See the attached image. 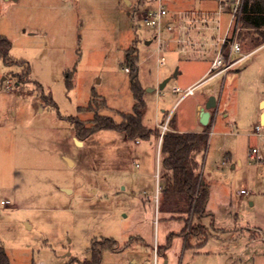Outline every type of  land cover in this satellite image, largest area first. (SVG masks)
<instances>
[{"label":"rangeland","instance_id":"1","mask_svg":"<svg viewBox=\"0 0 264 264\" xmlns=\"http://www.w3.org/2000/svg\"><path fill=\"white\" fill-rule=\"evenodd\" d=\"M128 1L0 0V35L12 42L11 56L25 61L5 65L0 59V199L11 201L0 213V243L10 263L91 264V248L113 239L116 247L104 249L99 264H264V238L251 233L260 229L255 234L264 237V126L258 122L264 45L240 71L205 81L178 102L209 66V35L194 36L207 43L201 55L166 45L158 51L159 38L171 36L165 28L159 33L146 26L142 16L160 4L171 13L207 4ZM241 31L245 51H254L241 40ZM130 47L140 59L143 122L149 128L167 124L170 115L181 130H200L198 104L206 91L221 85L236 90L218 106L201 158L200 172L210 189L211 215L202 219L209 230L205 243L183 230L184 220L159 209L163 159L156 137L137 144L104 130L80 140L68 119L78 116L91 124L94 113L79 108L89 105L93 93L99 96V114L120 122V112H133L125 70Z\"/></svg>","mask_w":264,"mask_h":264},{"label":"trees","instance_id":"2","mask_svg":"<svg viewBox=\"0 0 264 264\" xmlns=\"http://www.w3.org/2000/svg\"><path fill=\"white\" fill-rule=\"evenodd\" d=\"M243 29L240 36L243 42L253 47V50L264 45V0H247L239 20ZM245 30V31H244ZM13 44L5 36L0 35V59L5 65H24V60H16L11 56ZM245 50V49H244ZM139 63L137 48L130 47L126 54V68L130 70L131 91L135 99L132 113L120 112L121 121L113 117L99 114L97 100L99 96L93 93L91 102L87 107H80L79 113L93 112L91 124L86 125L78 116H69L76 136L85 140L100 131H114L124 134V140L151 141L154 137L160 138L161 131L147 127L143 122V109L145 107L144 88L139 79ZM125 68V69H126ZM30 67H25L24 75L29 81ZM27 81V82H28ZM72 73L68 75L67 87H73ZM37 88L46 99L47 103L55 107L52 95H46L41 84ZM175 118L169 120L173 125ZM211 123L201 132L181 133L174 128L164 133L160 153L163 159L161 179L163 186L160 190L159 209L161 212L171 214L172 219L184 220L193 237H200L205 243L209 230L202 224V219L211 215L207 212L210 189L201 175V158L206 154L210 139ZM197 218L198 223L193 220ZM202 242V244H204ZM186 247L190 245L189 239L185 240ZM115 240L106 239L92 250V263L99 264L104 249L113 250ZM0 264H11L2 243H0Z\"/></svg>","mask_w":264,"mask_h":264},{"label":"built area","instance_id":"3","mask_svg":"<svg viewBox=\"0 0 264 264\" xmlns=\"http://www.w3.org/2000/svg\"><path fill=\"white\" fill-rule=\"evenodd\" d=\"M207 6L198 10H185L171 13L168 9L160 4L157 9L147 11L142 16V22L149 27L158 29L160 33L162 28L171 36L170 39L158 40V51L163 45L171 41L174 42L185 52L203 51L207 43L194 40L195 34L209 35L210 45L215 53L212 61L209 78H214L229 71L238 68L245 63L247 59L255 52H246L244 46L239 41L240 32L239 20L243 13L247 0H201ZM227 25H222L224 22ZM166 62L164 56L159 58V64L164 65ZM128 73L129 69H125ZM9 89V87H8ZM196 87L188 89L186 94H193ZM178 91V90H175ZM257 131H261L258 126ZM168 123L162 127L160 139V149L162 137L168 131ZM257 151L254 149L253 153ZM245 193V191H242ZM11 201L0 199V213L8 209Z\"/></svg>","mask_w":264,"mask_h":264},{"label":"crops","instance_id":"4","mask_svg":"<svg viewBox=\"0 0 264 264\" xmlns=\"http://www.w3.org/2000/svg\"><path fill=\"white\" fill-rule=\"evenodd\" d=\"M129 14H131L130 12H128V15ZM195 35H197V34H195ZM198 37H199V35H197ZM147 44H150V42H147ZM167 46H172V48L173 49H175V50H181V48H179V46L177 45V44H175L174 42H169L168 44H167ZM183 51V50H182ZM213 51V50H212ZM185 52V51H184ZM204 51H193V52H185L186 54H191V53H193V54H204L203 53ZM214 57H215V53H214V51L212 52V57L210 58V59H208V63H209V66H208V68L206 69V71L201 75V76H199L198 78H196L185 90H183V92L182 91H176V92H182V96L179 98V100H178V102H180V101H182V100H185V99H187L189 96H192V95H194L195 94V90H194V92H193V94H189V95H187L186 94V91L188 90V89H191V88H194V87H197V86H199V85H201L203 82H205V81H210V80H212V79H214V78H217V77H219V76H223V75H227V74H229V73H232V72H238V71H240L241 70V68L244 66V64L245 63H243L242 65H240L238 68H235V69H233V70H231V71H229L228 73H226V74H222V75H219V76H217V77H214V78H209V75H208V73H209V71H210V68H211V64H212V61H213V59H214ZM175 90H177V89H175ZM235 93H236V90H235V88H232V87H230V88H228V89H226V87L224 86V85H221V87L220 88H217V87H215V86H213V87H210L207 91H206V93L204 94V97L202 98V100H201V102L198 104V110H199V115H198V118H199V124L201 125V129L200 130H197V131H185V130H181L179 127H178V122H177V120L175 119V121H174V123H173V125L174 126H172V125H169V120L171 119L170 118V115H168V118H167V123H168V128H169V131L170 130H172V128H174L176 131H178V132H181V133H188V132H201V131H203L204 130V128L206 127V126H204L202 123H201V112H202V110L205 108V106H206V104H207V102L209 101V99H210V97L211 96H214V97H216V101H217V108L215 109V110H213V111H211V117H210V121H209V124L211 123V125H212V120H213V118H214V115H215V112L217 111V109H218V106H220V104L221 103H223V102H225V101H227V100H232L233 99V97L235 96ZM259 108H260V111H259V113H258V122H259V125H261V126H264V98H261L260 100H259ZM164 126V124L163 125H160V126H158V127H156V128H151V129H153V130H155V129H157V130H159V131H161V135H162V127ZM258 127V126H257ZM257 130V129H256ZM161 135H160V138L157 140V141H160V139H161ZM155 141V140H154ZM153 140H151V142L153 143L154 142ZM137 142V144H140V141H136ZM158 144H160V142H158ZM239 162H241V161H239ZM138 165L139 164H136V166L138 167ZM254 230H259L260 231V229H254ZM254 230H251V233H252V235L253 236H255V238H257V237H260V238H264V237H261V236H258L257 234H255V231ZM216 231H217V229H216ZM261 232V231H260ZM264 236V235H263Z\"/></svg>","mask_w":264,"mask_h":264},{"label":"water","instance_id":"5","mask_svg":"<svg viewBox=\"0 0 264 264\" xmlns=\"http://www.w3.org/2000/svg\"><path fill=\"white\" fill-rule=\"evenodd\" d=\"M126 2L129 4H131L130 1L126 0ZM177 74V73H176ZM4 79L1 80V84L3 83ZM167 83V80L164 81L160 86L159 89L162 90L164 89L165 85ZM217 108V101H216V97L211 96L209 101L207 102L205 108L202 110L201 112V123L204 126H207L209 124L210 121V117H211V111ZM75 142L78 146H82L83 142L79 141L78 139H75ZM67 192H69V190H65Z\"/></svg>","mask_w":264,"mask_h":264}]
</instances>
